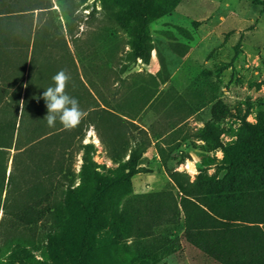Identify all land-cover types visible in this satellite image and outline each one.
I'll return each instance as SVG.
<instances>
[{
    "label": "rangeland",
    "instance_id": "obj_1",
    "mask_svg": "<svg viewBox=\"0 0 264 264\" xmlns=\"http://www.w3.org/2000/svg\"><path fill=\"white\" fill-rule=\"evenodd\" d=\"M259 1L180 0L171 13L142 24L113 0H52L53 11L38 16L41 41L30 68L33 115L25 118L22 148L4 149L2 163L12 180L5 182L6 208L0 209V264H19L8 255V236L21 243L29 236L11 215L15 206L43 208L48 201L40 195L52 189L60 198L70 180L75 187L85 179V200L100 184L108 185L102 221L122 209L138 221L148 203L140 195L171 189L167 169L191 179L200 170L224 175L221 146L243 137L264 110V0ZM141 37L151 47L148 60L132 54V42ZM2 55L0 117L7 120L22 103L26 74L20 77L18 45ZM61 69L71 77L66 92L84 112L71 129L58 119L49 127L44 119L42 94ZM39 106L40 116L34 110ZM36 125L47 134L30 142ZM47 164L54 171L50 178L43 171ZM21 220L40 223L35 214ZM162 228L116 249L111 232L92 230L89 246L104 242L93 264H219L185 241L180 212ZM39 231L30 234L36 242ZM31 254L50 262L43 247Z\"/></svg>",
    "mask_w": 264,
    "mask_h": 264
},
{
    "label": "trees",
    "instance_id": "obj_2",
    "mask_svg": "<svg viewBox=\"0 0 264 264\" xmlns=\"http://www.w3.org/2000/svg\"><path fill=\"white\" fill-rule=\"evenodd\" d=\"M113 1L122 3L130 19L142 24H148L171 13L180 2V0ZM252 1L262 3L259 0ZM52 6V0H0V57L7 53L9 47L18 45L20 77L23 78L26 74L24 91L22 97L19 96V99L22 98L24 108L21 110L17 103L7 120L0 117L2 210L6 208L7 200L5 182L7 181V185L12 180L11 171L6 176L7 167L2 163L6 151L4 149L22 148L21 134L25 118L33 115L30 111L32 104L29 103L32 98L30 68L36 60L38 43L41 41V24L38 16L53 11ZM119 23L124 25L120 20ZM131 49L136 58L148 60L151 47L147 46L146 38L141 37L133 41ZM34 110L38 116L41 115L40 106ZM211 114L215 116L214 106L211 108ZM40 128L36 125L32 130L30 142L45 137L47 133ZM247 130V133L235 143L221 146L224 164L222 177L203 175L200 170L199 174L191 179L187 173L167 169L171 189L140 195L139 198L147 200L148 203L142 218L138 221H135L126 209L113 212L101 220V206L109 194L107 184H100L88 200L84 199L85 179L81 185L75 187H72L70 180L67 188L61 191L60 198L55 196L52 189L45 190L40 195L42 199L48 201L43 208L34 210L30 206L17 205L15 210L10 211L27 230L29 236L22 243L15 236H8L10 246L8 255L19 264H93L95 249L104 242L97 241L93 246H89L88 239L92 230L107 229L111 232L110 242L116 249L118 244L125 243L127 239H143L152 236L156 231L164 230L162 227L173 224L180 212L183 215L185 241L204 255L219 264H264V110L258 114L255 124L247 126ZM136 151V148L131 150L129 159L133 158ZM84 157L85 154L83 159ZM43 171L49 178L54 172L52 166L48 164L43 167ZM63 177L68 179L66 171L63 172ZM119 205L120 203H117V207ZM34 214L40 217L38 226L36 222L21 220V217ZM38 227L40 237L36 242L30 234H35ZM139 243L144 245L146 242ZM39 247H43L47 253L49 263L37 261L32 256L31 251ZM136 264L150 262L141 260Z\"/></svg>",
    "mask_w": 264,
    "mask_h": 264
},
{
    "label": "clouds",
    "instance_id": "obj_3",
    "mask_svg": "<svg viewBox=\"0 0 264 264\" xmlns=\"http://www.w3.org/2000/svg\"><path fill=\"white\" fill-rule=\"evenodd\" d=\"M70 75L65 69L59 70L53 77V86L47 87L42 96L46 102V119L49 127H54L57 119L66 129L77 126L84 116L83 110L79 106V101L66 92V87ZM21 110L24 104L20 103Z\"/></svg>",
    "mask_w": 264,
    "mask_h": 264
},
{
    "label": "crops",
    "instance_id": "obj_4",
    "mask_svg": "<svg viewBox=\"0 0 264 264\" xmlns=\"http://www.w3.org/2000/svg\"><path fill=\"white\" fill-rule=\"evenodd\" d=\"M189 244V243H188ZM195 248V247H194ZM197 249V248H196ZM200 251V250H199ZM201 252V251H200Z\"/></svg>",
    "mask_w": 264,
    "mask_h": 264
}]
</instances>
